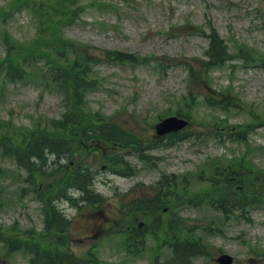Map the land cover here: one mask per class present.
I'll use <instances>...</instances> for the list:
<instances>
[{"label":"rangeland","instance_id":"374dc122","mask_svg":"<svg viewBox=\"0 0 264 264\" xmlns=\"http://www.w3.org/2000/svg\"><path fill=\"white\" fill-rule=\"evenodd\" d=\"M67 1L0 0V61L10 48L53 59L57 49L38 44L74 46L80 55L68 49L69 64H91L83 112L97 113L102 131L116 123L134 147L147 149L141 159L134 147L100 138L84 143L77 133L74 153H46V173L35 171L34 186L14 149L0 151V240L34 244L50 258L63 251V264H217L222 255L234 264H264V189H257L264 185V0H70L78 7L70 20L61 14L74 9L61 4ZM212 32L229 60L206 69ZM113 52L136 61L108 60ZM37 61L17 63L22 80L10 81L0 67V121L16 137L40 129L68 138L57 123L78 110ZM173 115L189 120L187 139L154 143L155 126ZM79 165L89 169L87 192L60 183ZM166 179L171 190L162 186ZM222 196L262 205L224 214L209 204ZM138 200L158 202L159 211L145 213ZM187 241L206 255L180 260L175 252ZM4 243L0 264H30L23 245L9 254ZM132 245L139 251L127 252Z\"/></svg>","mask_w":264,"mask_h":264},{"label":"trees","instance_id":"16d2710c","mask_svg":"<svg viewBox=\"0 0 264 264\" xmlns=\"http://www.w3.org/2000/svg\"><path fill=\"white\" fill-rule=\"evenodd\" d=\"M65 8H74L73 10L63 11L61 14L65 15L67 20L76 17L78 7L76 4H73L70 0L65 3H61ZM99 6L102 7L101 4ZM38 12V8H36ZM35 11V10H34ZM58 29H61V22L55 23L54 25ZM42 29H39V38L43 37ZM58 31V30H57ZM53 36V29L50 32V38L52 39ZM59 38L60 34H59ZM210 46L208 50L209 62L206 66H213V65H220L227 60V48L224 46L223 42L219 39L218 35L210 36ZM62 45L67 46L69 45L67 41L60 39L59 41ZM10 45V44H8ZM42 50L47 48H52L53 51L56 50V56L52 59L51 57H47L41 52H37L36 50H31L27 55L23 56L20 55L19 48H10L8 51L7 56L0 61V67H6L7 78L11 81L15 80H22L24 78L22 70L18 67L17 63L21 62L25 59L30 57H34L39 62L43 63V66L46 68V72L49 75V79L51 82L57 87L64 91L66 94L68 93L72 102V105L78 110V112L74 111H67L63 115V119L57 123V132L60 133H67L68 138H63L55 135V131H44L40 129H35L33 131H26L21 133L19 137H16L14 134L11 133L10 128L7 124L0 121V148L3 150L4 155H11L9 152L10 149H14V155L17 160V163L28 171L29 176L31 177V183L34 182V174L35 171H40L42 174H45V160L46 153H74L78 147H75L71 141L77 137V133H81L83 135V141H87L90 138H100L105 141L110 142H118L124 144H131L132 142L127 141L128 138H124V134L127 131L120 128L116 123L110 122L108 123L107 130L102 131L104 129L98 123H100L101 117L96 113H84V104L85 97L83 95V91L88 88H93L92 83L87 79L89 72L91 71V64L90 58L87 54L85 58H87L88 64H85L82 68L76 67V62H72L69 64L68 57L69 51L68 49H73L74 46H68L66 48H62L57 45H51L50 43L45 46V43L38 44ZM73 54L77 57L80 55V51H73ZM107 58L113 60L115 62H134L136 61V57L130 54L121 53V52H113L109 53ZM37 61V62H38ZM95 61V59H94ZM90 64V65H89ZM89 65V66H88ZM97 119L98 121H94ZM49 132V135H48ZM38 134L46 135L40 139L36 138ZM239 136V135H238ZM35 158L36 160H40L39 163L36 165L35 161L32 159ZM82 169V168H81ZM78 169L74 173L71 178H64L60 182L63 184L65 181L67 182L68 186L77 185L79 189L82 191L87 192V184L89 176L87 175L89 172L87 170ZM236 172V171H233ZM237 173V172H236ZM232 176V175H231ZM172 185V186H171ZM174 185L171 181L165 180L164 190L166 188L171 190ZM261 193L264 189V185L260 188ZM91 196V192H88ZM173 192L170 193H163L161 195L162 199L165 201L171 200V196ZM194 199H197L195 195ZM138 202H146L144 204V211L145 212H156L158 211V207L156 201L150 200H138ZM257 199H251L241 202L238 199H228L227 196L220 197L217 201L210 200L209 204L211 205H219L221 210L224 214H231L233 211L244 210L243 206L246 205H255L257 203ZM164 202H160V205H163ZM132 212V210H130ZM34 245V244H33ZM194 246V247H193ZM200 246V245H199ZM198 244H192L190 242H185L184 247L182 249L176 250L175 255L181 260H187V256H196L203 253V249H200ZM177 247V246H176ZM26 249H30L33 255L31 260V264H63L67 257L64 255V252L60 251V253L55 254L52 256L53 258L48 257L46 254H39L37 250L34 249V246L28 247L24 246ZM72 258V255L68 256ZM76 260V259H74ZM77 261V260H76ZM79 263V261H77ZM74 262V264H77Z\"/></svg>","mask_w":264,"mask_h":264},{"label":"water","instance_id":"95a60500","mask_svg":"<svg viewBox=\"0 0 264 264\" xmlns=\"http://www.w3.org/2000/svg\"><path fill=\"white\" fill-rule=\"evenodd\" d=\"M188 124L184 119L178 117H170L162 121L157 127V132L159 135H164L172 131H178L183 129ZM220 263L231 264V258L222 257L219 259Z\"/></svg>","mask_w":264,"mask_h":264}]
</instances>
